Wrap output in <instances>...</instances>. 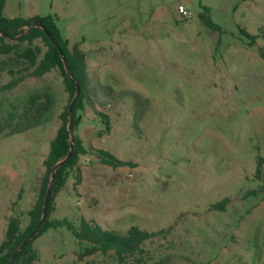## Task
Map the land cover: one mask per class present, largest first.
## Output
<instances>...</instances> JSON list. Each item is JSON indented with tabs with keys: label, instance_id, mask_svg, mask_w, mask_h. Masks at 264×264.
<instances>
[{
	"label": "rangeland",
	"instance_id": "374dc122",
	"mask_svg": "<svg viewBox=\"0 0 264 264\" xmlns=\"http://www.w3.org/2000/svg\"><path fill=\"white\" fill-rule=\"evenodd\" d=\"M8 1L17 17H59L70 46L87 56L91 82L76 134L89 154L51 219L157 233L121 262L114 251L79 260L88 243L50 229L33 264H264V191L250 194L263 185L255 174L264 159V0ZM241 29L259 36L254 45ZM14 78L0 77V244L12 217L22 231L30 223L68 104L59 69L4 89ZM47 92L54 103L39 118L30 96ZM98 150L129 165L108 166Z\"/></svg>",
	"mask_w": 264,
	"mask_h": 264
},
{
	"label": "trees",
	"instance_id": "16d2710c",
	"mask_svg": "<svg viewBox=\"0 0 264 264\" xmlns=\"http://www.w3.org/2000/svg\"><path fill=\"white\" fill-rule=\"evenodd\" d=\"M5 4L6 0H0V57H2V59H0V75L2 72H6L15 78L4 86V89H13L17 87L27 76L39 78L52 70L59 69L63 77L65 91L68 94V104L60 114L62 125L58 129L56 137L50 143V150L45 161L46 173L43 177L36 204L29 212L30 223L27 228L22 231L21 219L16 216L10 219L4 240L0 244V264H9L14 252L40 222L52 170L56 164L65 159L72 146L74 150L73 156L63 163L56 172L47 219L39 234L24 247L13 264H33L39 260V254L34 248V242L50 229L62 227L67 228L80 243H88L85 250L78 255L79 260L96 253L106 254L109 251H114L119 261L123 262L125 258L142 251L141 245L145 241L156 237L157 233H150L138 227H132L126 234H121L106 230L98 223L89 221L84 217L81 218L78 226H75L68 220L51 219V213L55 210L56 197L66 187L73 172L75 170L80 172V169L77 168L80 157L89 154V149L84 145V141L76 134L82 122V113L86 107V100L88 99L87 93L89 92L91 82L88 74L87 56L80 48L79 43H75L72 47L70 46L69 40L63 36L55 17L49 15L46 17H16L8 19L3 15ZM37 20L43 22L48 32L52 35L55 43L62 49L63 54L59 52L54 42L48 38L41 28H33L24 37L13 40L21 35L30 24ZM204 22L212 29H219L209 18H204ZM240 32L250 41V45H254L259 38V36L252 35L244 29H241ZM1 34H6L7 38L2 37ZM36 40H42L46 49H44L43 46L35 45ZM24 43H27V46L22 49L20 44L22 45ZM259 53L260 57L264 60V49L260 50ZM12 59L15 64H17L18 68H12L10 66V60ZM69 69L71 74L68 72ZM71 77L74 78V82H72ZM76 84H79L81 92L74 103L71 115L72 132L69 134V107L76 95ZM30 102L31 105L34 106L39 118H42V116L50 112L53 106V98L49 93L43 95L37 93L32 95L30 96ZM100 117L105 127V133H110L112 130L110 117L104 113H100ZM37 121H39V119ZM98 154L104 164L113 168L129 165L128 162L119 160L108 151L98 150ZM263 164L264 159L260 158L255 174V178L259 181H263V185L260 190L250 192L251 195H256L259 191H264ZM81 181L82 176H78L76 186L80 185ZM226 203L227 200H224L216 205L215 208L224 211Z\"/></svg>",
	"mask_w": 264,
	"mask_h": 264
},
{
	"label": "water",
	"instance_id": "95a60500",
	"mask_svg": "<svg viewBox=\"0 0 264 264\" xmlns=\"http://www.w3.org/2000/svg\"><path fill=\"white\" fill-rule=\"evenodd\" d=\"M33 28H41L45 33L46 35L48 36L49 39H51V41L54 42L55 46L58 48L59 52L61 54H63L62 52V49L60 48V46L55 43L52 35L48 32V30L46 29V27L44 26L43 22L42 21H35L33 22L32 24H30L26 29L25 31L17 36L16 38H14L13 40H18L22 37H24L27 33H29ZM2 37H5L7 38V35L6 34H1ZM63 56V55H62ZM64 58V57H63ZM69 74H71V71L70 69L68 70ZM71 80L72 82H74V78L71 77ZM80 92H81V89H80V86L79 84H76V95L73 99V101L71 102L70 104V107H69V123H68V131H69V134H71L72 132V126H71V115H72V112H73V108H74V103L75 101L77 100L78 96L80 95ZM74 154V150H73V146L70 150V152L68 153V155L65 157V159H63L62 161H60L58 164H56V166L53 168L52 170V173H51V177H50V183H49V187L47 189V192H46V196H45V200H44V206H43V213H42V217H41V220L40 222L38 223V225L36 226V228L31 232V234L22 242V244L18 247V249L14 252V254L12 255L11 259H10V262L9 264H13L15 259L17 258V256L19 255V253L24 249V247L29 243L31 242L40 232V230L42 229L47 217H48V211H49V205H50V198L52 196V192H53V186H54V182H55V176H56V172L58 170V168L63 164L65 163L66 161H68Z\"/></svg>",
	"mask_w": 264,
	"mask_h": 264
},
{
	"label": "crops",
	"instance_id": "0c3cea01",
	"mask_svg": "<svg viewBox=\"0 0 264 264\" xmlns=\"http://www.w3.org/2000/svg\"><path fill=\"white\" fill-rule=\"evenodd\" d=\"M12 14H13V13H12V10H11V8H10L9 1L6 0V4H5V7H4V10H3V15H4V17H6V18H8V19H13V18H16V17H17V16L12 15ZM53 17H55L56 22H57V24H58L59 17H57V16H53ZM62 34H63V30H62ZM0 59H2V57H0ZM52 71H55V70H52ZM52 71L49 72V73H47V74L52 73ZM5 74H6V72H2V74L0 75V77H1L2 75H5ZM47 74H45V75H47ZM45 75H44V76H45ZM47 93H49V92H47ZM49 94L52 96L51 93H49ZM67 97H68V94L66 93V91H65V89H64V91H63V99L66 100ZM52 98H53V96H52ZM53 103H54V99H53ZM83 175L85 176V173H83ZM84 176H82V180L85 179ZM79 191H80V190H79ZM78 193H79V192H78ZM60 199H61V197H60V198L58 197V198L55 200V210H54V211H58V210H59V208H60V204H61ZM3 240H4V239H3ZM3 240H2V241H3ZM36 241H37V242H36ZM36 241L34 242V248L38 251V254H39V250H38V248L36 247V245L38 244V241H40L39 238H38ZM39 257H40V254H39ZM37 261H38V260H37Z\"/></svg>",
	"mask_w": 264,
	"mask_h": 264
},
{
	"label": "built area",
	"instance_id": "2783aa9c",
	"mask_svg": "<svg viewBox=\"0 0 264 264\" xmlns=\"http://www.w3.org/2000/svg\"><path fill=\"white\" fill-rule=\"evenodd\" d=\"M179 12L184 16V17H189V12L185 9L183 5L179 6Z\"/></svg>",
	"mask_w": 264,
	"mask_h": 264
}]
</instances>
